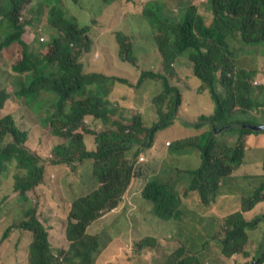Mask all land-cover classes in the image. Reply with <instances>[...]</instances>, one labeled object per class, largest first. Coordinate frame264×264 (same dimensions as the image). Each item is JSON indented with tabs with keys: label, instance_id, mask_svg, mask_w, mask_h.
<instances>
[{
	"label": "trees",
	"instance_id": "obj_1",
	"mask_svg": "<svg viewBox=\"0 0 264 264\" xmlns=\"http://www.w3.org/2000/svg\"><path fill=\"white\" fill-rule=\"evenodd\" d=\"M20 1L22 8L31 2L28 0V5H25L26 0H0V59L6 47L13 43L18 46L15 54L18 60L11 66L12 89L7 91L0 87V182L13 172L12 189L21 201L11 210L14 222L3 232L1 243L13 230L16 234L27 233L30 238L27 264H133L134 257L142 258L143 249L153 248L158 240L147 237L136 242L133 253L129 250L130 257L121 254L123 248L114 252L105 249L108 253L105 262L98 251L103 250L105 244H100L99 236L88 233L89 225H96L101 213L125 203L124 196L135 182L136 164L141 153L152 148L160 130L180 121L178 117L184 92L173 84L172 79L177 71L189 64L184 61L185 57L192 64V77L201 81L199 91L208 93L214 109L210 115L201 116L200 122L187 123L196 128L208 127L205 143L200 138L180 139L170 144L168 150L176 156L197 149L200 165L187 170L185 195L197 193L203 207L219 200L220 188L226 187L223 180L243 165L246 153L244 139L247 136L242 132L247 129L243 125H261L257 121L264 119V85H257L254 81L259 71L255 67H238L231 58L241 57L248 45L264 46V0H205V13L210 19L204 17L191 0L179 1L173 16L168 15V8L161 0L149 2L146 9L153 14L152 37L160 51L164 72L143 71L135 89L143 88L148 92L147 83H156L155 93L148 97V104L146 102V109L154 116L152 126L142 115H136L129 125H124V120L114 121L112 128L99 133H94L84 121L105 122L107 118L114 117L112 113L128 104L115 97L114 102L119 105L113 108L105 97L107 89H103L110 85L108 91H113V82L98 73L87 74V67L81 62L82 56L92 46L91 29L97 24L99 26L97 14L91 16L90 11H84L89 22L80 27L75 16L66 14L69 8L63 10L65 0H39L40 7L35 5L31 8L37 20L45 16L47 41L43 43V38H40L39 46L32 22L24 18L31 9L20 8ZM114 1L104 0V4ZM6 29L10 32L3 33L2 30ZM26 30L34 36L31 43L21 39ZM118 55L121 61H129L140 69V64L124 44H121ZM119 81L126 83L125 80ZM28 114L32 115L38 129ZM20 118L27 122L23 131L18 128ZM40 128L48 131L55 141L52 155L49 154V158H54L51 165L74 167L75 163L89 160L92 178L98 184L93 192L73 201L63 225L68 245L55 255L50 249L44 226L46 219H39L33 205L35 199L27 197L28 192L45 183L41 164L44 160L39 154L41 146L35 141L30 146L28 139L33 133L41 138ZM227 132L236 134L234 145L219 141V135ZM87 136L94 138V144L89 147L84 141ZM27 140L29 146L26 145ZM46 141L53 142L49 138ZM18 169H24L26 173L21 175ZM245 179L252 183L247 196L241 199V206L226 217L222 232L212 239L219 244L221 250L218 253L223 257H251L248 242L258 240L254 234H264V227L260 226L264 215L253 220L244 216L256 205L264 203V174ZM34 196L36 198V194ZM141 197L152 205L153 214L160 220H182L184 211L179 208L182 196L175 181L151 178L143 186ZM183 235L180 231L179 239ZM208 244L185 242L175 253L177 264H211L208 256L204 261L199 257ZM12 245L13 242L9 247ZM263 249L262 238L251 262L245 260L244 264H264V254L260 257ZM16 250L15 255L20 252L18 248ZM174 262L169 260L167 264Z\"/></svg>",
	"mask_w": 264,
	"mask_h": 264
},
{
	"label": "rangeland",
	"instance_id": "obj_2",
	"mask_svg": "<svg viewBox=\"0 0 264 264\" xmlns=\"http://www.w3.org/2000/svg\"><path fill=\"white\" fill-rule=\"evenodd\" d=\"M26 1L25 5H28V0ZM79 1V4H75L70 0H65L64 4L67 8L63 6V10L69 8L66 14L75 16L79 26L83 27L85 23L89 22L85 19L84 11H90L91 16L97 14L99 23V26L97 24L96 27L91 29L92 46L90 51L81 58V62L87 67L85 71L87 74H101L113 82L111 84L113 91H108L110 85L103 88L107 89L105 97L112 103L113 108L119 105L114 102L115 97L124 99L128 104L127 107L122 106L120 110L112 113L114 117L107 118L105 122L87 120L84 123L90 126L94 133H99L112 128V122L114 121L124 120L123 124L129 125L132 123L133 117L142 115L146 123L152 126L151 122L154 120V116L146 108L148 97L155 93L156 83H147L148 92H145L143 88L137 90L135 88L143 71L164 72L163 62L160 60V51L157 49L154 37H152L153 14L146 9L149 2H158V0H136L135 4L130 0H117L109 5H105L104 0ZM161 1L167 6L168 15L173 16L172 13L176 14L181 0ZM191 1L199 8L204 17L208 16L204 9L205 0ZM22 5L20 1V8H22ZM35 5L40 7L39 0H31L30 5L22 9H31ZM56 6H58L57 3ZM24 18L32 22L31 26L35 29L33 32L35 39L43 38V43H45L47 41L45 22H43L45 16L42 15L39 21L34 9H31L26 12ZM113 20L116 21L113 22ZM2 32L6 33L10 30L6 29ZM47 32L49 34V30ZM29 34L31 36H28ZM118 36L119 39H117ZM21 39L31 43L34 36L26 30V33L21 35ZM38 43L40 46V40ZM121 44L129 49L133 58L140 64V69H137L129 61H121L122 59L118 55ZM17 48V43L9 45L6 47L7 50L2 52V58L0 59V87L6 88L7 91L12 89L11 74L13 72L11 66L18 60V55H15ZM245 48L246 51L242 52L241 57H231L233 62L242 68L255 67L259 73L254 81H257V85H264V46L248 45ZM184 61L189 62V64L184 65L180 71H177L172 79L173 84L178 85L184 92L178 117L180 118L179 123L175 122L172 126L160 130L156 135L152 148L145 149L141 153L142 155L136 164V178L130 190L129 202L121 204L120 207L112 211L101 213L95 221L97 224L89 225L88 233L99 236L100 244H105L103 250L98 249L99 257L105 262L108 249L114 252L117 248H123L120 250L121 254L130 257L129 250L133 253L136 242L152 237L158 240L157 244L153 248L143 249L142 258L134 257L133 264H167L169 260H174L176 261L174 263L177 264L178 259L174 257L175 253L185 242H194L198 245H204L208 242L207 248L199 254V257L204 261V258L208 256V261L211 264H244L245 260L251 262L252 256L256 254L260 247L262 238L264 240V234H254L258 240L254 241L252 239L248 242L247 249L251 255L249 258H245L243 255L223 257L218 253L221 250L219 244L217 245L212 241L222 232L226 217L232 214L234 209L240 207L241 199L247 196V190L252 183L245 177L264 174V131L253 133L248 130L249 128L242 130L247 135L244 139L246 153L243 165L231 177L223 180L226 187L220 188V198L216 203L209 207H203L197 193L192 194L190 192L188 197L185 195L184 189L188 185L185 184L187 182L186 172L200 165V153L197 149H193L174 156L169 153V144L173 145L176 142L175 140H195L197 138L205 143L207 141L205 132L208 131V127L207 129H201L191 127L187 123H198L201 116L210 115L213 112L214 104L206 91H199L201 81L192 77L191 62L187 57L184 58ZM119 80H125L126 83ZM28 116L33 120L31 114H28ZM19 120L18 128L23 131L27 122L23 118ZM33 122L38 129L36 122L34 120ZM257 123L264 124V119H260ZM38 132L42 134L41 138L38 137L37 133H33L28 139L30 146L34 141L35 144L41 146L39 154L44 160L41 161V164L44 167L43 180L45 183H41L34 188L40 194V201L36 200L34 196L35 190L28 194L31 200L35 199L33 205H35L34 208L39 219L50 220L49 224H44V226L47 228L50 249L55 255L59 249H66L68 245L66 231L60 229V227L65 228L63 225L67 216L66 212L71 210L75 199L93 192L98 188V184L92 178V163L89 160L84 161L82 164L75 163L74 167L51 165L50 162L54 158L53 156L49 158V154L52 155L55 141H53L54 139L48 131L40 128ZM47 138L53 142H47ZM236 139V134L231 132L219 135V141L229 145H234ZM84 141H86L87 147L94 144L92 136L85 137ZM91 148L93 147L91 146ZM141 158H144V161ZM13 171L15 173L14 166ZM18 172L24 175L26 170L18 169ZM12 174L13 172L9 174L7 179L0 182V261L2 259L1 264H24L28 261L30 240L20 239L14 243L17 234L13 230L8 237L9 242L7 238L1 243L3 232L14 222L12 208L21 203L18 200V194L12 189ZM151 178L170 179L177 183L178 191L182 196L179 208L184 211L181 221L165 222L160 220L153 214L151 204L142 199L143 186ZM234 183L239 184L233 185ZM228 190L229 193H227ZM258 215H264V203H260L251 211L244 213L248 220H253ZM260 226L264 227V222ZM180 231L184 233L181 239L178 237ZM12 242L20 250L18 256L14 254V246L12 249L7 250Z\"/></svg>",
	"mask_w": 264,
	"mask_h": 264
},
{
	"label": "crops",
	"instance_id": "obj_3",
	"mask_svg": "<svg viewBox=\"0 0 264 264\" xmlns=\"http://www.w3.org/2000/svg\"><path fill=\"white\" fill-rule=\"evenodd\" d=\"M117 1V0H116ZM130 1H132L133 2V4H135V2H136V0H130ZM115 2V1H114ZM116 20H113V22H115ZM211 114V113H210ZM97 122V121H96ZM179 123V122H178ZM201 129H207V127H203V128H201ZM176 141V140H175ZM35 194H36V200H38V201H40V198L41 197H39V192L37 191V190H35V192H34ZM131 195V191L129 190L126 194H125V196H124V198H125V202H129V196ZM49 197H51V196H49ZM66 213H68V212H66ZM48 222H50V220L49 219H46V220H44V223L46 224V223H48ZM49 224V223H48ZM51 227V226H50ZM60 229L61 230H65V228L64 229H62L61 227H60ZM20 239H25V240H27V241H29L30 240V238H29V235L27 234V233H22V234H17V239H15L14 240V243L17 241V240H20ZM14 246V249H15V252H17V250H16V248H15V244H13L11 247H13ZM11 247H9V248H11ZM9 248H7V250L9 249ZM18 253H20V252H18ZM19 254H17V256H18ZM24 264H27V261L26 262H24Z\"/></svg>",
	"mask_w": 264,
	"mask_h": 264
},
{
	"label": "water",
	"instance_id": "obj_4",
	"mask_svg": "<svg viewBox=\"0 0 264 264\" xmlns=\"http://www.w3.org/2000/svg\"><path fill=\"white\" fill-rule=\"evenodd\" d=\"M244 128H249V129H252L254 131H264V124L262 125H252V124H247V125H243ZM264 254V249L260 255V257H262ZM259 257V258H260Z\"/></svg>",
	"mask_w": 264,
	"mask_h": 264
},
{
	"label": "clouds",
	"instance_id": "obj_5",
	"mask_svg": "<svg viewBox=\"0 0 264 264\" xmlns=\"http://www.w3.org/2000/svg\"><path fill=\"white\" fill-rule=\"evenodd\" d=\"M255 84H257V81L255 80ZM212 113V112H211ZM192 123H195V122H192ZM158 134V133H157ZM170 145V144H169ZM142 155V154H141ZM141 155H140V157H141ZM144 161V160H143ZM35 190V189H34ZM33 190V191H34ZM32 192V191H31ZM28 193H30V192H28ZM27 193V197L29 198V194ZM30 199V198H29ZM152 206V205H151Z\"/></svg>",
	"mask_w": 264,
	"mask_h": 264
},
{
	"label": "built area",
	"instance_id": "obj_6",
	"mask_svg": "<svg viewBox=\"0 0 264 264\" xmlns=\"http://www.w3.org/2000/svg\"><path fill=\"white\" fill-rule=\"evenodd\" d=\"M141 160L143 161V160H144V158H141Z\"/></svg>",
	"mask_w": 264,
	"mask_h": 264
}]
</instances>
